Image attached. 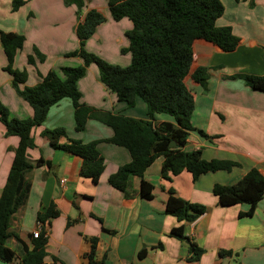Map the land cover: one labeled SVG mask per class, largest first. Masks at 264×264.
<instances>
[{"label": "crops", "instance_id": "obj_1", "mask_svg": "<svg viewBox=\"0 0 264 264\" xmlns=\"http://www.w3.org/2000/svg\"><path fill=\"white\" fill-rule=\"evenodd\" d=\"M12 1L0 0V31L25 39L13 63L14 69L26 73L22 87L35 86L49 71L63 79L61 68L83 65L81 58L66 55L79 48L75 29L91 10L101 14L104 21L86 40L85 50L110 65L129 66L130 55L122 51L128 48L126 32L132 24L127 18L114 21L108 0H83L84 7L78 15L75 6H65L63 0H24L15 12L11 10ZM221 2L223 15L215 25L229 27L239 43L234 51L226 53L202 40L194 42L190 74L205 67L209 69V79L206 92L190 78L185 80L195 103L191 124L212 138L192 132L183 151L199 150L204 160L231 161L239 166L230 172L207 173L196 180L186 171L165 180L161 177L162 159L157 158L143 175L153 185L150 200L140 198L138 178H131L121 192L108 184V178L131 161L128 151L102 142L110 139L113 132L96 120H87L83 131H75L71 101L62 99L49 108L44 122L31 131L34 147L27 151L29 161L42 159L50 166L34 168L25 177L30 191L25 205L11 219L9 231L15 237L7 242L17 255L23 249L31 250L32 233L39 224L37 213L45 212L53 204L58 216L40 231L42 236L46 234L43 264H88L86 254L92 239H96L97 264H264V195L252 216L239 217L248 210L247 205L222 207L212 193L214 185L244 190V177L252 168L264 176V93L253 91L248 82L235 77L264 75V0ZM34 50L44 56L42 62ZM29 56L34 58V64L27 62ZM5 66L0 44V103L10 117L31 118L33 111L15 94ZM77 90L85 106L135 119L146 117L142 102L130 108L117 101L115 94L99 80L95 65L86 68ZM162 121L170 120L158 115L154 123ZM57 128L82 143L99 141L97 150L104 159V169L97 179L81 177L80 158L53 149L41 135ZM59 143H66L65 138ZM17 144L18 139L5 136L0 124V194ZM169 191L180 199L203 205L205 214L191 224L177 222L165 214ZM180 225L185 236L204 250L198 262H187L188 241L169 236L170 230ZM219 251L231 255L219 256Z\"/></svg>", "mask_w": 264, "mask_h": 264}, {"label": "trees", "instance_id": "obj_2", "mask_svg": "<svg viewBox=\"0 0 264 264\" xmlns=\"http://www.w3.org/2000/svg\"><path fill=\"white\" fill-rule=\"evenodd\" d=\"M63 2L65 6L74 5L77 15L84 7L83 0ZM24 3V0H13L11 10L17 11ZM107 5L114 21L127 18L132 24V28L126 32L128 48L122 51L129 53L131 58L129 66L125 68L110 65L85 50L86 40L104 21L101 14L91 10L75 29L79 48L66 55L81 58L83 65L61 68L63 79L54 71H49L35 86L22 87L26 73L14 69L13 63L25 39L22 35L0 31V44L6 58L4 71L11 76V86L17 97L27 103L33 111L31 118L19 120L10 117L7 108L0 103V124L4 127L5 136L18 139L0 194L1 262L12 263L18 260L16 264H43L46 256V239L41 234L36 239L32 238L31 250L23 249L20 255L10 249L7 242L15 237L9 231L11 219L25 205L30 191L26 175L44 164L50 166L49 162L42 159L29 161L27 151L34 147L31 131L44 122L49 108L62 99L71 101L75 131H83L87 120H96L113 132L110 139L102 142L128 151L131 161L119 167L108 178V184L121 192L126 190L131 178H138L140 198L150 200L153 185L145 181L143 175L157 158L162 159L161 177L165 180L183 171L190 173L192 179L196 180L207 173L230 172L233 167L239 166L231 161L204 160L199 150L183 151L192 132H197L205 139L212 138L191 124L195 103L185 80L190 78L206 92L209 79V69L205 67H198L190 74L194 42L202 40L226 53L234 51L239 43L238 37L229 27L215 25L224 11L221 0H108ZM250 5L253 6V3ZM34 54L40 62L43 61L42 54L36 50ZM27 62L34 64V58L29 56ZM89 65L96 66L99 80L108 91L115 94L119 103L132 108L137 102H142L145 106V119L113 115L83 105L80 102L77 82L84 76ZM235 77L248 82L253 91L264 93V75ZM158 115H164L170 121L155 124ZM41 135L47 138L53 149L63 150L80 158L81 177L95 180L102 174L104 159L97 150L99 141L82 143L70 139L62 128L45 130ZM62 138H65L66 143H59ZM171 142L175 147H169ZM244 182L245 189L242 191L232 186L214 185L212 193L222 207L247 205L248 210L240 213L239 217H250L257 203L263 198L264 176L252 168L246 173ZM205 212L203 205L190 203L176 197L172 191L168 192L165 214L173 216L177 222L191 224ZM57 216L54 205L50 204L45 212L37 213L36 218L41 227H44ZM169 236L180 242L188 241L190 257L187 262L199 261L204 250L185 236L183 225L171 229ZM90 242L86 259L88 264H97L94 261L96 239ZM218 255L227 256L231 253L219 251Z\"/></svg>", "mask_w": 264, "mask_h": 264}, {"label": "built area", "instance_id": "obj_3", "mask_svg": "<svg viewBox=\"0 0 264 264\" xmlns=\"http://www.w3.org/2000/svg\"><path fill=\"white\" fill-rule=\"evenodd\" d=\"M41 228H42L41 225L38 224V228L35 230V232L32 233V238L36 239L40 236ZM45 236H46V234H44L43 238H45Z\"/></svg>", "mask_w": 264, "mask_h": 264}, {"label": "water", "instance_id": "obj_4", "mask_svg": "<svg viewBox=\"0 0 264 264\" xmlns=\"http://www.w3.org/2000/svg\"><path fill=\"white\" fill-rule=\"evenodd\" d=\"M169 147H175V144L173 143V142H171L170 144H169Z\"/></svg>", "mask_w": 264, "mask_h": 264}, {"label": "rangeland", "instance_id": "obj_5", "mask_svg": "<svg viewBox=\"0 0 264 264\" xmlns=\"http://www.w3.org/2000/svg\"><path fill=\"white\" fill-rule=\"evenodd\" d=\"M64 3V2H63ZM65 5V4H64ZM70 6H72V5H70ZM74 6V5H73ZM76 8V7H75Z\"/></svg>", "mask_w": 264, "mask_h": 264}]
</instances>
